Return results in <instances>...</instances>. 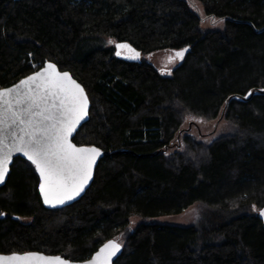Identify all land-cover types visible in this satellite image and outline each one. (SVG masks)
Here are the masks:
<instances>
[{"label":"trees","instance_id":"obj_1","mask_svg":"<svg viewBox=\"0 0 264 264\" xmlns=\"http://www.w3.org/2000/svg\"><path fill=\"white\" fill-rule=\"evenodd\" d=\"M190 1L222 26L203 28ZM120 43L140 59L117 56ZM158 52L178 65L158 69ZM46 62L88 95L73 142L105 154L60 209L42 205L34 166L15 158L0 187L1 254L82 261L115 240L114 264H264V0H0V88ZM189 116L216 120L196 128L202 138L227 127L198 139L182 129ZM196 204L191 224L149 222Z\"/></svg>","mask_w":264,"mask_h":264},{"label":"snow or ice","instance_id":"obj_2","mask_svg":"<svg viewBox=\"0 0 264 264\" xmlns=\"http://www.w3.org/2000/svg\"><path fill=\"white\" fill-rule=\"evenodd\" d=\"M117 48L135 53L128 59H139V52L130 45L121 43ZM187 51L183 49L176 55L183 60ZM88 111L85 89L50 62L13 87L0 90V184L9 175L14 153H22L39 174L44 204L55 207L80 196L92 180L101 155L98 147H77L72 142L73 133ZM259 215L264 216V210ZM121 248L115 240L108 241L95 254L92 264H112ZM0 264L67 262L59 256L26 253L0 256Z\"/></svg>","mask_w":264,"mask_h":264},{"label":"rangeland","instance_id":"obj_3","mask_svg":"<svg viewBox=\"0 0 264 264\" xmlns=\"http://www.w3.org/2000/svg\"><path fill=\"white\" fill-rule=\"evenodd\" d=\"M190 6L191 8L199 13L200 17L203 18L201 22V26L205 29H214L222 26L223 21L221 22L220 20L216 19H211L208 18L204 15V12L202 8L200 7L199 3L196 1H190ZM120 54H127L124 50L120 51ZM128 55V54H127ZM150 61L157 67L158 69L161 70H171L172 68L176 67L178 65V59L174 56L172 52H158L150 56ZM190 127H188L189 124ZM215 123L216 120L214 121H205L200 118H193V117H188L186 118L182 129H186L189 132L190 135L198 138V139H203L210 141L219 134L223 133L226 130V124L224 122H220L218 125L216 132L212 134L211 136L206 138H202V136L198 135V131L202 133L203 135L209 134L213 131L215 128ZM198 127V128H197ZM198 129V131L196 130ZM201 210L199 205H193L190 208L184 210L180 215H170V216H161L158 218L151 219L149 222H154L158 224H169V225H176V226H182V225H188L193 223L197 217L198 213ZM140 222V219L138 218H132L131 219V224L132 226L137 225Z\"/></svg>","mask_w":264,"mask_h":264},{"label":"water","instance_id":"obj_4","mask_svg":"<svg viewBox=\"0 0 264 264\" xmlns=\"http://www.w3.org/2000/svg\"><path fill=\"white\" fill-rule=\"evenodd\" d=\"M120 44H121V43H120ZM123 44H127V43H123ZM128 45H129V44H128ZM131 48H133V47L131 46ZM133 49H134V48H133ZM121 50H124V51L128 54L127 56H125V58H127V57H129V56L135 54V53H133V52H130L128 49H118L117 46H116V53H117V51L120 52ZM135 51H136V52H139V51H137V50H135ZM178 52H179V51H178ZM176 53H177V52H175L174 54L176 55ZM139 54H140V52H139ZM176 56H177V55H176ZM140 57H141V54H140V56H139V59H140ZM127 59H128V58H127ZM139 59H129V60H139ZM47 63H49V62H46L41 68H39V69L36 70L35 72H37V71H41L44 67H46ZM50 63H52V62H50ZM57 69H58V71H60L58 67H57ZM35 72H33V73H31V74H29V75H27V76L21 78L20 80H18L17 82H15L14 84H12V85H10V86H8V87L0 88V90H3V89H7V88H11V87H13L14 85L18 84L21 80L27 78V77L30 76V75H33ZM60 72H68V73L71 75V73H70L69 71H60ZM71 77L73 78L72 75H71ZM73 79H74L77 83H79L75 78H73ZM79 84H80V83H79ZM80 85H81V84H80ZM81 86H82V85H81ZM82 87H83V86H82ZM89 109H90V102H89ZM223 113H224V110L222 111V113H221V117H220V118H222ZM88 119H89V111H88V116L85 117V119H84L83 121H81L80 125L77 126L76 131L73 133V136H72V142H73V138L75 137L76 132L80 129V127H81L84 123H86V122L88 121ZM73 143H74V142H73ZM74 144H75V143H74ZM77 147H92V146H87V145H77ZM95 147H96V146H95ZM104 154H105L104 151L101 150V155L97 158L96 166H95L94 169H93V178H92V180L89 181V183H88V185L86 186L84 192H82V193L80 194V196L76 197L74 200L66 202L64 205H57V206H55V207H52V206H50V205H46V204H44V202H43V197H42L41 193L39 192V186H38V193H39V196H40V199H41L42 205H43L46 209H60V208H63V207L69 206V205L73 204L74 202L78 201V200H79V199L85 194V192L87 191V189L90 187V185H91V183H92V181H93V179H94V175H95L96 167H97V165H98V163H99V160L103 158ZM15 158H21V159H23V160L28 161L27 158L24 157L22 153H14V155H13V160H14ZM28 162L31 163L30 161H28ZM11 165H12V164H11ZM11 165H10V166H11ZM10 166H9V167H10ZM33 166H34V165H33ZM34 168H35V166H34ZM35 171H36V170H35ZM36 174H37L38 177H39L38 172H36ZM6 180H7V177H6V179H5V182H6ZM4 184H5V183H4ZM4 184H0V187H2ZM39 184H40V178H39ZM261 210H264V208L261 209ZM261 210H260V211H261ZM260 211H259V213H260ZM259 218L264 222V216H260V215H259ZM108 241H110V240H108ZM108 241L102 243V244L97 248V250H96V251H95V252H94L89 258H87L86 260H82V261H72V260L65 259L64 257H62V256H60V255H46V254H44V253L36 252V251H30V252H24V253H9V254H1V253H0V256H3V257H9V256H11V255H13V254L39 253V254H42V255H44V256H46V257H56V256L62 257V258L67 262V264H92V262H93V260H94V257H95V254H96V253L100 250V248L103 247V245L106 244ZM117 243H118V242H117ZM122 251H123V248H121L120 252L117 253V255L114 256V257L112 258V264H114L115 261L121 256Z\"/></svg>","mask_w":264,"mask_h":264}]
</instances>
